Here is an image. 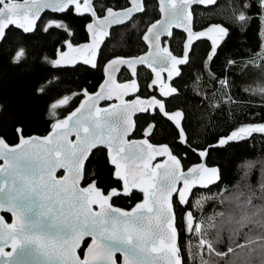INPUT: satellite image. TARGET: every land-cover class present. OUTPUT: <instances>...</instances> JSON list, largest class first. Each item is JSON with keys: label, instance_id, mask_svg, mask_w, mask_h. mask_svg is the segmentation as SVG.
Returning <instances> with one entry per match:
<instances>
[{"label": "snow or ice", "instance_id": "6c2138e0", "mask_svg": "<svg viewBox=\"0 0 264 264\" xmlns=\"http://www.w3.org/2000/svg\"><path fill=\"white\" fill-rule=\"evenodd\" d=\"M97 5L104 11L103 16L97 12ZM158 5L162 18L149 21L140 35L146 51L107 61L99 91L90 94L83 90L87 102L66 118L56 120L48 135L25 136L22 127H15L16 142L10 144L0 132V161L3 162L0 177H4L0 181V194H3L0 200V260L3 264H25L29 259L40 264H185L186 248L189 252L199 249L200 264H255L257 256L264 264V196L258 197L251 190L245 193L239 187L230 195H225L227 186L218 190L216 195L226 207L222 211L213 210L206 218L207 228L195 222L192 211L188 210L184 222L188 241L187 245L180 243L174 197L181 206L187 205L194 188L206 189L220 181L219 169L201 162L185 171L181 159L170 146L150 142L158 128L155 117L162 114L173 139L191 147L183 124L186 114L182 110L169 111L167 101L155 96L132 102L124 99L131 90H139L140 66L153 73L149 87L155 91L159 86L160 96L170 98L178 94L171 81L181 75L180 65L191 62L194 44L199 40L211 41L206 60L209 64L213 61L231 29L215 23L194 30L195 6L230 8L228 19L239 31H246L252 19L258 18L264 38V0H225L223 5L220 0H158ZM253 6L259 9L255 14L250 11ZM45 10L91 17L86 25L90 42L83 46L73 45L75 32L63 20L46 24L43 29L46 33L50 29L65 33L56 50L58 58L51 61L52 66L60 67L75 59L69 56L70 52L86 49L89 56L83 63L98 68L97 57L111 38L110 29L127 23L135 27L134 17L146 13L147 4L145 0H125V6L117 10L114 4L106 5L103 0H23L22 3L0 0V53L13 27L25 35L39 30L38 20ZM173 29L186 34L181 56L173 54L169 47L170 39L174 38ZM65 47L68 51H64ZM24 57L26 50L21 45L12 62L19 63ZM259 58L264 59V51ZM256 59L254 56L250 62L264 71V64L257 65ZM124 68L130 71L131 79L119 82L117 74ZM165 72L169 83L162 78ZM220 84L222 89L230 87L226 80ZM257 94L264 105V86L258 87ZM227 99L229 103L235 102L231 96ZM112 100L119 103L99 107L101 101ZM67 103L65 97L51 108L57 109ZM137 113L149 114L151 121L146 123L141 140H129L136 131L134 116ZM164 130L160 127L162 134ZM257 133L264 135V123L241 124L218 137L208 148H223ZM208 148L192 150L204 160L209 154ZM97 151L107 152L105 163L111 166L110 173L116 184L107 193L99 188L94 178L95 170H91L92 178L89 177L91 157ZM157 156L166 157V160L153 166L151 162ZM60 169L64 175L57 177ZM82 181L86 186H82ZM180 184L182 188L178 187ZM260 187L264 191V182ZM137 190L143 193L144 201L131 211L110 203L119 196L131 197ZM207 198L215 199L216 196ZM93 205L99 210H93ZM194 206H201L199 197ZM9 215L13 218L11 223L6 219ZM83 244H87V249L81 259L77 249ZM205 253L208 259L204 258ZM191 264H196L195 256L191 257Z\"/></svg>", "mask_w": 264, "mask_h": 264}, {"label": "trees", "instance_id": "16d2710c", "mask_svg": "<svg viewBox=\"0 0 264 264\" xmlns=\"http://www.w3.org/2000/svg\"><path fill=\"white\" fill-rule=\"evenodd\" d=\"M224 2L225 0H220L222 5ZM103 3L109 6L114 4L116 9L125 6V0H103ZM146 4L147 12L135 17V27L129 23L111 32V38L105 42L99 54L98 68L83 64L53 67L51 61L57 59L56 50L65 37V33L59 29H50L46 33L39 25V30L29 35L15 30L9 32V40L0 53V132L10 144L16 142L15 127H22L25 136H43L50 131L56 120L67 117L85 97L83 90L86 89L90 94L95 92L102 79L101 65L106 59L119 55H136L145 50L140 35L147 23L158 17L157 5L154 2ZM96 10L99 14L103 13L99 5ZM250 11L255 14L259 9L253 6ZM195 13V29L222 23L231 29V34L223 41L210 64L206 60L211 50L210 44L202 41L194 45L191 62L181 69V75L175 82L178 94L167 101L169 110L179 109L186 114L183 124L191 147L176 142L165 125L164 118L159 114L155 117L158 128L150 142L170 146L181 159L184 169L199 161V155L193 148H208L216 143L218 137L228 134L241 124L264 123V105H261V96L257 94L258 87L264 86V71L250 62L256 56V64H264V59L259 58V54L264 51L259 19H252L246 31H239L228 19L231 15L230 8L195 7ZM87 19L86 16H75L72 12L58 18L74 30L73 45L86 40L84 23ZM181 41L182 35L174 33V38L170 41L174 51H180ZM21 45L26 50V57L19 63H13L12 57ZM138 72V93L145 96L149 93L147 83L150 73L142 68ZM122 77H127V74L124 73ZM223 80L230 87L222 89L220 81ZM41 88L44 89L42 92L39 91ZM226 94L234 98L235 102L229 103ZM65 97L68 98L66 105L51 108L52 104ZM135 121L136 131L132 137L142 138L151 116L140 115ZM160 127L165 129L163 134ZM208 152L206 164L218 167L221 179L207 190H195L191 202L198 193L215 195L216 206L222 211L226 205L221 204V198L216 194L225 186V195L234 193L239 187L245 193L251 190L258 197L264 196L260 187L264 182V135L253 134L248 139L232 142L223 148H208ZM106 159V151H97L89 164V177L92 178L91 170H95L94 178L105 193L116 186L110 173L111 166L105 163ZM249 162H252V166H249ZM83 185L85 186L84 182ZM142 198L143 193L137 190L131 197L113 198L112 205L130 210ZM186 209L175 202L182 245H187L188 241L184 231ZM192 213L196 222L197 215ZM6 219L9 220L8 217ZM200 255L198 248L191 252L186 248L185 264H191L192 256L196 257V264H200ZM204 258L208 259L206 253ZM255 264H261V257L255 258Z\"/></svg>", "mask_w": 264, "mask_h": 264}, {"label": "flooded vegetation", "instance_id": "af4514ba", "mask_svg": "<svg viewBox=\"0 0 264 264\" xmlns=\"http://www.w3.org/2000/svg\"><path fill=\"white\" fill-rule=\"evenodd\" d=\"M146 2H154L156 5H157V3L155 2V1H147V0H145V3ZM157 7V6H156ZM195 7H200V6H195ZM200 8H203V9H205L204 7H200ZM209 8V7H208ZM118 10V9H117ZM73 14V13H72ZM60 15H62V14H55V13H52V12H44V13H42V15H41V17H40V19L38 20V24L40 25V26H42L43 28L44 27H46V24L48 23V22H51L52 20H58V18L60 17ZM74 15V14H73ZM101 16H103L104 15V11H103V13L102 14H100ZM138 15H140V14H137V16ZM75 16H79V17H81V16H86V17H88V19L86 20V22L84 23V31H85V34H86V40H84L83 42H81V43H78L77 45L76 44H74V46H80V45H84V44H86V43H88V41H89V39H88V34H87V31H86V25H87V23H89L90 21H91V17H90V15H75ZM136 16V17H137ZM134 19H135V17H134ZM159 19V13H158V17L155 19V20H158ZM154 20V21H155ZM154 21H152V22H154ZM127 24H129V23H127ZM127 24H125V25H121V26H115V27H113L112 29H110V31L112 32L114 29H117V28H123V27H125ZM205 27H207V26H205ZM205 27H202V28H198V29H195L194 28V30H196V31H199V30H201V29H203V28H205ZM11 30H15V31H18V32H21L22 33V31H20L19 29H16V28H12ZM173 32L174 33H180L181 35H182V41H181V45H180V51H178V52H176V51H174L173 49H172V47H171V42H170V44H169V47H170V50L173 52V54H175V55H177V56H181L182 55V51H183V41H184V38H185V36H184V34L183 33H181V32H179V31H177V30H175V29H173ZM165 39H167V38H165ZM172 39V38H171ZM171 39H170V41H171ZM142 41V40H141ZM199 42H202V41H198V42H196L194 45H196L197 43H199ZM205 42H208V41H205ZM143 43V42H142ZM209 44H210V46H211V43L210 42H208ZM144 45V44H143ZM145 46V45H144ZM66 49V47L64 48V50ZM144 51H146V46H145V50ZM142 53V52H141ZM140 54V53H139ZM136 55H138V54H136ZM86 56V49H82L81 51H77V52H71V54H70V57H74L75 59L74 60H72V62L76 65V64H81L80 63V61L81 60H83V58ZM119 56H122V55H119ZM129 56H135V55H129ZM114 57H116V56H114ZM99 58V55H98V57H97V59ZM113 57H111V58H108V59H106L103 63H102V65H101V71H102V79L100 80V83L98 84V86H97V89H98V87H99V85L104 81V79H105V73H104V67H105V65H106V62L107 61H109L110 59H112ZM83 65H86V66H89V65H87V64H83ZM186 65V64H185ZM185 65H180L179 66V69H180V71H181V69L185 66ZM144 69L145 71H148L149 73H150V80L148 81V83H147V86H148V88H149V93L147 94V95H145V96H142V95H140L139 93H138V91L137 90H135V89H133V90H131V92H130V94L128 95V96H126V97H124V99L126 100V101H128V102H131L132 100H136L137 98H140V99H147V98H151V97H153V96H155V97H157V98H159V99H161V100H166V101H169L172 97H170V98H166V97H162V96H160V91H159V86H157L156 87V89H155V91L153 90V88H151V87H149V85H150V83H151V80L153 79V73L149 70V69H147L146 67H144V66H140L139 68H138V71H139V69ZM124 73H126L127 74V77H122L123 76V74ZM166 77H167V73L165 72V73H163L162 74V78L164 79V82L165 83H169L168 81H167V79H166ZM177 78L178 77H174V79H173V81H171V84H172V86H175V82H176V80H177ZM117 79H118V81L119 82H127V81H129L130 79H131V73H130V71L127 69V68H124V69H122L118 74H117ZM96 89V90H97ZM95 90V91H96ZM111 102H107V103H105V104H103V105H108V104H110ZM175 110H179V109H174V110H169V111H172V112H174ZM140 115H145V114H139V115H137V116H140ZM161 117H163L161 114H159ZM136 116V117H137ZM135 117V118H136ZM135 118H134V120H135ZM164 118V117H163ZM143 138V137H142ZM129 139L131 140V139H140V138H133L132 136H130L129 137ZM154 145V144H153ZM106 156H107V152H106ZM161 159H155L154 160V162H153V164L154 163H156V162H158V161H160ZM199 162V161H198ZM198 162H196V163H198ZM196 163H194V164H196ZM189 167V166H188ZM187 167V168H188ZM187 168H185V169H187ZM62 176V173L60 172L59 174H58V177H61ZM82 186H84L83 185V182H82ZM86 186V185H85ZM195 191V190H194ZM194 191H193V193H194ZM193 193H192V195H193ZM192 195H191V197H192ZM191 197L189 198V200H188V204L187 205H185V206H181L180 205V203H179V201H178V198H175L174 197V199H175V202L179 205V206H181V207H183V208H187L186 209V213H187V211L188 210H191ZM143 199V198H142ZM141 199V200H142ZM140 200V201H141ZM111 204H112V201H111ZM114 206V205H113ZM116 207V206H115ZM121 209V208H120ZM126 210V209H125ZM192 211V210H191ZM193 212V211H192ZM8 218H9V220H7V222H9V223H11V217H10V215L9 216H7ZM86 246H87V244H83L82 246H81V248H79L78 249V251H77V254L81 257V259H83V257H84V251H85V249H86Z\"/></svg>", "mask_w": 264, "mask_h": 264}, {"label": "water", "instance_id": "95a60500", "mask_svg": "<svg viewBox=\"0 0 264 264\" xmlns=\"http://www.w3.org/2000/svg\"><path fill=\"white\" fill-rule=\"evenodd\" d=\"M147 1H155L156 3H157V11H158V13H159V19H161L162 18V14L159 12V5H158V0H147ZM19 2H23V0H19ZM200 7H204V8H208V7H211V6H208V7H205V6H200ZM119 10V9H118ZM44 12H50L49 10H45ZM43 12V13H44ZM105 14V13H104ZM87 15V14H86ZM158 19V20H159ZM91 22V21H90ZM115 27V26H114ZM175 30H177V31H179V32H181V33H183L182 32V30H180V29H175ZM21 31V30H20ZM88 34V33H87ZM184 34V36L186 37V34L185 33H183ZM168 39V38H167ZM184 41H185V38H184ZM184 41H183V43H184ZM199 41H208V42H210L211 43V41H209V40H207V39H202V40H199ZM90 41H88V43H89ZM198 42V41H197ZM80 46H83V45H80ZM183 46V45H182ZM64 51H68V49L66 48ZM70 54H71V52L69 53V56H70ZM89 56V54H88V51L86 50V56L85 57H88ZM85 57L83 58V60L85 59ZM57 58H58V56H57ZM83 60H81L80 61V63L81 64H84L83 63ZM75 64L72 62V61H70V62H68V63H65V64H62V66L63 67H73ZM106 66V65H105ZM105 68V67H104ZM104 82V81H103ZM103 82L99 85V87H98V89L95 91V92H93V93H91V94H94V93H96V92H98L99 91V89H100V87H101V85L103 84ZM87 100H88V97H84L80 102H79V104H78V106L73 110V111H75L77 108H79L80 106H81V104H84L85 102H87ZM132 101H134V100H132ZM131 101V102H132ZM107 102H111L110 104H108V105H103V104H105V103H107ZM119 103V101H116V100H112V101H101L100 103H99V107H101V108H107V107H110V106H112L113 104H118ZM72 111V112H73ZM139 114H143V113H137L135 116H134V118L137 116V115H139ZM162 115V114H161ZM66 118V117H65ZM52 130V128L50 129V131ZM49 131V132H50ZM49 132L48 133H46L45 135H43V136H39V135H32V136H36V137H44V136H46V135H48L49 134ZM133 135V134H132ZM131 135V136H132ZM71 139H75V137H71ZM128 139H129V137H128ZM142 138H140V139H131V140H137V141H139V140H141ZM130 140V139H129ZM214 145V144H213ZM157 146H164V145H157ZM211 148H219V147H211ZM161 159L160 161H158V162H156V163H154L153 164V162H154V160L151 162L152 163V165L154 166V165H156V164H158V163H164L165 162V160H166V157H162V156H157L156 157V159ZM207 158V157H206ZM206 158L204 159V160H202L200 157H199V162L198 163H201V162H205L206 163ZM3 162L2 161H0V164H2ZM198 163H196V164H192V165H190L189 167H191V166H195V165H197ZM207 165V164H206ZM188 167V168H189ZM187 168V169H188ZM187 169H184L185 171L187 170ZM62 173V176L64 175V171L62 170V169H60V170H58L57 171V173H56V175H57V177H58V174L59 173ZM61 176V177H62ZM4 179V177H0V181H2ZM83 182V181H82ZM217 184V183H216ZM216 184H213V185H211L210 187H212V186H214V185H216ZM178 187H183V185L182 184H180V185H178ZM210 187H208V188H210ZM208 188H206V189H202V188H199V187H196V188H194L193 190H192V192L190 193V195H189V197H188V200H189V198L191 197V195H192V193H193V191L194 190H207ZM3 199V194H0V200H2ZM144 201V195H143V199L141 200V201H139L138 203H142ZM110 203H111V201H110ZM137 204V203H136ZM135 204V205H136ZM135 205L130 209V210H124V211H131L134 207H135ZM113 206V205H112ZM115 207V206H114ZM93 210H95V211H98L99 209H98V206H96V205H93ZM122 210V209H121ZM11 217V216H10ZM12 217H11V222H12ZM91 241H90V238H89V240H88V243H90ZM86 249H87V246H86ZM86 249H85V251H84V255H85V252H86ZM6 251H11V249L10 248H6ZM77 251H78V249H77ZM0 264H3V261L2 260H0ZM25 264H40V262L39 261H32V260H28V261H26L25 262Z\"/></svg>", "mask_w": 264, "mask_h": 264}, {"label": "rangeland", "instance_id": "374dc122", "mask_svg": "<svg viewBox=\"0 0 264 264\" xmlns=\"http://www.w3.org/2000/svg\"><path fill=\"white\" fill-rule=\"evenodd\" d=\"M213 195L210 194H204V193H198L192 200L191 203V210L197 215V223H201L203 227H207V220L206 218L212 214L213 210H218L216 206V198H207ZM201 199V206H194V201L197 198Z\"/></svg>", "mask_w": 264, "mask_h": 264}]
</instances>
